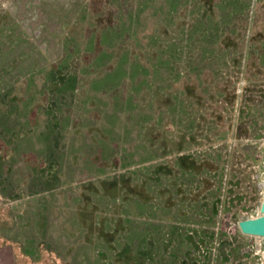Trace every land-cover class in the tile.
<instances>
[{"label":"rangeland","instance_id":"obj_1","mask_svg":"<svg viewBox=\"0 0 264 264\" xmlns=\"http://www.w3.org/2000/svg\"><path fill=\"white\" fill-rule=\"evenodd\" d=\"M0 28V232L42 264H264L237 229L264 0H0Z\"/></svg>","mask_w":264,"mask_h":264},{"label":"water","instance_id":"obj_2","mask_svg":"<svg viewBox=\"0 0 264 264\" xmlns=\"http://www.w3.org/2000/svg\"><path fill=\"white\" fill-rule=\"evenodd\" d=\"M237 229L245 237H254L256 240L264 238V192L258 205L256 217H242L237 221Z\"/></svg>","mask_w":264,"mask_h":264},{"label":"crops","instance_id":"obj_3","mask_svg":"<svg viewBox=\"0 0 264 264\" xmlns=\"http://www.w3.org/2000/svg\"><path fill=\"white\" fill-rule=\"evenodd\" d=\"M2 29L3 28H0V31ZM9 34H10V31H9V28H7L6 36H5V37H7V39H6L7 41H9L8 40V37H10ZM5 43H7V42H5ZM5 215H7V214H5ZM6 222H7V220H5V219L0 220V224L6 223ZM0 241L15 244L17 247V250H18V256H14L13 260H10L9 257L5 258L3 261H2V259H0V264H11V263L12 264H42L41 262H38V260H36L32 256H30L29 252H27V250H25L21 247V244L19 243L18 240L10 238L8 236H5V234L0 232Z\"/></svg>","mask_w":264,"mask_h":264},{"label":"flooded vegetation","instance_id":"obj_4","mask_svg":"<svg viewBox=\"0 0 264 264\" xmlns=\"http://www.w3.org/2000/svg\"><path fill=\"white\" fill-rule=\"evenodd\" d=\"M14 256H18L16 245L0 241V259L3 261L5 258L9 257L10 260H13Z\"/></svg>","mask_w":264,"mask_h":264},{"label":"built area","instance_id":"obj_5","mask_svg":"<svg viewBox=\"0 0 264 264\" xmlns=\"http://www.w3.org/2000/svg\"><path fill=\"white\" fill-rule=\"evenodd\" d=\"M259 148L261 149V165L264 171V140L260 142ZM264 174V172H263Z\"/></svg>","mask_w":264,"mask_h":264},{"label":"bare ground","instance_id":"obj_6","mask_svg":"<svg viewBox=\"0 0 264 264\" xmlns=\"http://www.w3.org/2000/svg\"><path fill=\"white\" fill-rule=\"evenodd\" d=\"M263 192H264V185H263L262 194H263ZM262 194H261V195H262ZM258 205H259V204H258ZM257 215H258V208H257ZM257 215H256V216H257ZM256 216H255V217H256ZM248 237H249V236H248ZM250 237H251V236H250ZM253 238H254V237H253ZM261 239H262V238H259V239H257V240H261Z\"/></svg>","mask_w":264,"mask_h":264}]
</instances>
